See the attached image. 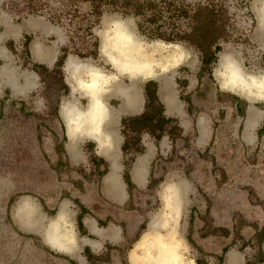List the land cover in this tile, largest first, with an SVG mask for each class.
Segmentation results:
<instances>
[{"label": "rangeland", "instance_id": "374dc122", "mask_svg": "<svg viewBox=\"0 0 264 264\" xmlns=\"http://www.w3.org/2000/svg\"><path fill=\"white\" fill-rule=\"evenodd\" d=\"M154 1L156 4L159 0ZM167 1L169 5L159 4L134 16L109 10V0L99 15L82 0H0V38L4 33H12L6 21L21 24L30 17L42 18L66 33L64 54L91 59L97 47V33L108 29L110 34L118 18L113 14H118L134 19L125 27L131 43L153 60L164 59L174 49L191 50L196 68L169 66L163 73L177 71L180 87H185L188 79L198 80V85L180 92L187 110L188 131L177 127L174 120L162 125L163 132H167L168 148L150 162L149 180L143 187L132 183L129 171L135 157L143 152L142 137L149 134L156 138L159 130L152 122H147L149 127L140 126V132L121 128L127 142L123 179L128 199L123 205L111 201L107 204L101 199L99 179L106 170L100 161L92 156L89 166L69 164L63 152V125L47 119L53 112L49 92L52 85H59L57 78L37 68L40 86L28 98L13 100L8 91L3 92L0 264H129L131 251L145 254L139 245L154 220L167 212L169 195L178 206L176 219L186 263L228 264L231 260V264H264V125L254 145L241 139L247 106L264 111V98L250 101L244 93L227 92L219 87L214 75L223 52L230 53L244 73L264 74V25L259 28L254 11V7L264 5V0ZM206 5L218 14L220 24L218 31L213 29L215 34L208 37L202 33L210 26L209 13L203 8ZM153 12L160 16L156 23L147 25L161 32H175L176 40L152 38L139 29V24L150 19ZM195 28L198 31L193 33ZM217 36H221L215 42L219 51L213 52L215 46L211 52L197 48L205 46L203 38L209 41ZM28 41L24 37L17 42H5L17 64L25 69H31ZM5 63L8 62L0 60V66ZM112 73L109 66V78L116 79ZM120 78L129 84L128 78ZM153 107L158 109L156 104ZM86 149L91 151L90 146ZM61 202H66L73 213L72 222L68 220L66 225L74 246L79 242L83 249L80 261L51 250L45 239L46 229L59 215ZM25 203L33 209L30 216L20 208ZM89 215L98 218L99 227H109V232L117 229L109 243L86 231L82 220ZM26 217L28 225L21 222ZM89 242L100 245L92 252L86 245Z\"/></svg>", "mask_w": 264, "mask_h": 264}, {"label": "crops", "instance_id": "0c3cea01", "mask_svg": "<svg viewBox=\"0 0 264 264\" xmlns=\"http://www.w3.org/2000/svg\"><path fill=\"white\" fill-rule=\"evenodd\" d=\"M6 22L11 26L12 33H4V36L0 38V60L8 62L0 66V70H11L15 78V84L10 85L6 80L0 81V115L3 92L8 91L10 98L13 100H22L28 98L31 93L39 88L38 80L40 75L35 71L37 68L38 70L41 68L47 73V76L57 78L59 85L57 88L56 85H52L51 92H49V103L52 105L53 112L47 116V119L57 121L63 125V137L65 138L63 152L69 164L71 167L89 166V159L92 156L100 161L106 170L99 179L101 199L107 204L111 201L116 205H123L128 199L127 186L123 179L125 170L123 161L125 138L121 131L123 120L139 117L147 112L149 101L145 89L148 87L151 93L155 92V97L162 109V116L168 120H174L177 122V127H180L185 132L188 131L187 110L181 100L180 92L182 89H192L194 85H198V80L194 81L186 78L188 79V84L185 87H180L177 83V79H179L177 71L173 74H164L165 70H161L158 67L155 68L154 76L130 81L126 75L120 74L110 65L109 49L106 48L104 51L102 48L103 37L109 34L108 29L97 33V47L93 58L82 60L71 53H63L68 43L66 33L61 27L55 26L49 21L30 17L21 24ZM24 37L29 38L27 54L31 69L19 66L17 61H15L14 53L5 46L7 41L17 42ZM173 51L180 55L172 65L173 69H177L180 65L190 69L196 68L197 61L193 59V55L190 53L192 52L191 50L183 48L171 50V52ZM221 54L233 58L228 52ZM221 56L219 55L217 64ZM81 63L100 69L106 80H108L104 85L97 88V96H99V100L106 108L115 111L122 103V98L119 94L112 93V91L111 93L109 92V66L114 70L112 74L116 77V81L126 87L127 94L135 98V102L129 103L128 101L125 103L124 109L116 114L111 124H109L108 114L98 124L97 131H79L74 136V139L70 140L65 124L64 104L69 102L79 109L85 108L88 104L87 95L82 89L77 87L74 82V76L70 71L72 65L75 66ZM25 76L30 83H25ZM77 76L84 80L87 79V74L82 70L78 72ZM120 77L128 78L129 84L126 85ZM219 87L223 90L226 89L220 84ZM225 91L236 94L232 89ZM244 100L250 102L246 98ZM263 125L264 111L258 110L254 106H247L244 129L241 136L242 141L247 145H254L258 142V134ZM142 139L143 152L135 157L129 171L132 183L140 187L148 183L150 162L159 152L168 148L167 132L165 131L159 138L150 137L149 134H146ZM100 142H102L103 146L100 145ZM86 146H90V152L87 151ZM25 204L24 207L22 205L20 208H22L21 210L25 209L26 215L30 216L32 214L30 212L31 206L28 203ZM58 214L56 219L46 229L45 239L48 247L53 251L68 256L72 261H80L83 258L81 255L83 249L79 246V242L74 246L73 235L70 228L68 229L69 225H66L69 224L67 223L68 220L71 221L73 217V213L66 202H61ZM27 218L21 221L22 224L28 225ZM82 223L89 234L100 235L105 244L109 243V237L111 238L117 233V229L109 232V227H99L98 218L91 217V215L84 217ZM86 245L93 252L98 249L100 244L89 242ZM129 264H131L130 261Z\"/></svg>", "mask_w": 264, "mask_h": 264}, {"label": "bare ground", "instance_id": "6f19581e", "mask_svg": "<svg viewBox=\"0 0 264 264\" xmlns=\"http://www.w3.org/2000/svg\"><path fill=\"white\" fill-rule=\"evenodd\" d=\"M254 11L257 16L258 26L261 28L264 25V5L262 6L261 4L254 7ZM131 41L132 39L126 28H115L109 36L103 37L102 42L103 50L109 49L110 64L119 73L126 75L130 81L154 76L155 68L159 67L161 70H165L172 66L178 56H180L174 52L167 55L164 59L153 60V57L145 52H140ZM72 66L70 71L74 76V82L87 95L88 104L84 109H79L69 102L64 104L65 124L70 140H73L79 131H97L98 124L108 114L109 124H111L116 114L124 109L125 103L128 101L129 103L135 102V98L127 94L126 87L121 85L116 79L109 78V92L111 93L112 91V93L119 94L122 98V103L115 111L106 108L99 100V96H97V88L108 81L102 72L84 63ZM82 68L85 69L87 74L86 80L77 76V72ZM214 75L223 88L232 89L240 94L244 93L250 101L264 98V74L253 76L244 73L232 57L222 55L215 68ZM4 80L11 84L14 83L12 71L1 70L0 81ZM24 80L26 84L30 83L26 76ZM100 145L103 146L102 142H100ZM165 208L167 212L154 220L149 227V234L142 239L139 245L142 250H145V254H139L135 250L129 254L131 264H188L184 259L185 249L176 219L178 206L170 195L166 197ZM228 264H231V260H228Z\"/></svg>", "mask_w": 264, "mask_h": 264}, {"label": "trees", "instance_id": "16d2710c", "mask_svg": "<svg viewBox=\"0 0 264 264\" xmlns=\"http://www.w3.org/2000/svg\"><path fill=\"white\" fill-rule=\"evenodd\" d=\"M79 3V0H75ZM87 1L88 4H90L91 9L94 14L99 15L103 11L102 8L104 5H106L108 2L106 0H82V2ZM169 2L167 0H159L158 3L155 4L154 0H109V10H112L113 12H118L119 14L127 15V14H133L134 16L143 15L145 11H147L149 8L157 7L159 4L161 7H164ZM205 10L209 13L210 18V26L204 28V31L202 33L205 34V36H209L210 34H215V30L218 31L219 25L217 24L218 14L213 12V9L211 6L206 5ZM159 14L153 12L150 14V19H145L142 23L139 24V29L142 31H146L149 36L152 38H160L167 41H173L176 40L174 38L178 37V34L175 32H161L157 29H152L150 26L152 23H156L157 19L159 18ZM54 18V17H53ZM147 22H149L150 26L147 25ZM150 27V28H149ZM215 29V30H213ZM198 29H193V33H196ZM221 36H217L216 39L207 40L206 38H203V43L205 46L199 45L197 48L201 52H211L212 47L215 46L213 52H217L220 50V46L216 45V41L220 40ZM189 40V39H188ZM190 41V40H189ZM201 48V49H200ZM210 59V58H209ZM147 98H148V104H147V112H145L143 115L139 117L134 118H128L123 120V126L128 127L131 131H137L140 132L142 129H140V126H147V122L153 123L155 128L159 130V133L157 134L156 138H159L162 133V125L165 123H168V119L164 118L162 116V109L160 104L158 103L155 92L153 91L151 93L150 89L147 87L146 89ZM156 104L158 106L157 108H154L153 105ZM127 148V142L125 143L123 150Z\"/></svg>", "mask_w": 264, "mask_h": 264}, {"label": "clouds", "instance_id": "9594fccd", "mask_svg": "<svg viewBox=\"0 0 264 264\" xmlns=\"http://www.w3.org/2000/svg\"><path fill=\"white\" fill-rule=\"evenodd\" d=\"M118 18L114 20L113 27L117 29L125 28L129 23H134V19L132 17H119L118 14H113Z\"/></svg>", "mask_w": 264, "mask_h": 264}]
</instances>
